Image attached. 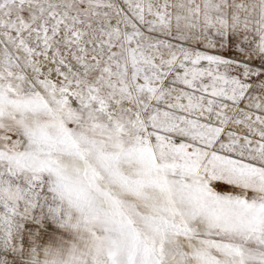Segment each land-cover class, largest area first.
<instances>
[{"label": "snow or ice", "instance_id": "1", "mask_svg": "<svg viewBox=\"0 0 264 264\" xmlns=\"http://www.w3.org/2000/svg\"><path fill=\"white\" fill-rule=\"evenodd\" d=\"M0 264H264V0H0Z\"/></svg>", "mask_w": 264, "mask_h": 264}]
</instances>
